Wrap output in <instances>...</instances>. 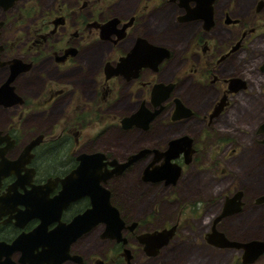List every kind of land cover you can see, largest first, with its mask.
Returning <instances> with one entry per match:
<instances>
[{"label":"flooded vegetation","instance_id":"obj_1","mask_svg":"<svg viewBox=\"0 0 264 264\" xmlns=\"http://www.w3.org/2000/svg\"><path fill=\"white\" fill-rule=\"evenodd\" d=\"M260 37L264 0H0V264H158L186 252L187 229L204 212V198L183 196L189 170L237 158L251 131L264 158ZM129 133L135 150L120 158ZM181 138L170 158L180 174L174 164L155 180L146 170L159 169ZM87 153H101L99 187L93 181L88 193L74 187L94 174L89 162L76 172ZM139 165L137 184L154 188L168 213L154 205L130 215L119 184ZM240 190L241 210L224 218L243 213L244 188L211 198ZM109 204L121 221L67 229L94 205L95 216H112ZM211 228L205 244L239 250L243 263L242 249L206 241ZM164 229L173 235L155 248Z\"/></svg>","mask_w":264,"mask_h":264},{"label":"rangeland","instance_id":"obj_2","mask_svg":"<svg viewBox=\"0 0 264 264\" xmlns=\"http://www.w3.org/2000/svg\"><path fill=\"white\" fill-rule=\"evenodd\" d=\"M168 37L174 38L175 35L170 36L168 34L166 38ZM257 40L258 49H264V39L260 37ZM191 126L188 127V130ZM249 127L252 128V124ZM173 131L175 132V129H172ZM116 132L111 133L113 135L102 137L103 140L100 145L109 143L110 138H113ZM160 132L164 136V130H160ZM196 132L197 129H191V135H195ZM250 133L252 136L247 141L248 145L242 148V152L237 158H231L226 163H222L218 169L207 170L206 173H198L195 168L189 170L187 180L190 183H188L186 190H183V196L204 198L202 204H198L200 209H203L204 206V212L202 218H196L195 221H192L191 227L187 229L189 243L186 246V252L163 255L157 260L158 264H243L241 258L239 260V250L215 249L207 246L201 238V234L211 228L215 216L219 214L222 207L223 199L213 203L211 198L219 199L228 189L233 187L244 188L248 196L247 206L243 213L221 220L219 228L232 240L241 242L256 239L264 240V210L263 206L256 202L257 197L264 195V158L259 154L253 142L256 137L255 132L251 131ZM240 135L242 136V133ZM135 138V134L132 137L131 133L123 136L122 147L118 146L115 155L123 158L134 152ZM208 162L210 163L211 160L206 159L205 163ZM225 169L226 172H224ZM139 170H141V165L136 166L124 176L123 185L119 184L120 190H126L123 195L125 200L122 201L130 209V215L143 216L146 212L154 209V205L155 207L161 205L168 213L167 204L155 200L154 188L149 184L143 186L137 184ZM156 193H158V189H156ZM255 264H264V254L257 258Z\"/></svg>","mask_w":264,"mask_h":264},{"label":"water","instance_id":"obj_3","mask_svg":"<svg viewBox=\"0 0 264 264\" xmlns=\"http://www.w3.org/2000/svg\"><path fill=\"white\" fill-rule=\"evenodd\" d=\"M131 117L129 118H125V121H127L128 123H130L129 121H131ZM124 122V121H123ZM129 124H126V126H128ZM185 138H188V136H185ZM184 138L179 139H174L173 141H171L170 147L168 149V152L166 154V162L164 164H162V166L159 169H153V170H149L147 169L146 172L149 173L155 180H159L160 178H163L161 176V172L164 173V175H167L168 172L170 173L172 170V166L175 164L171 161V155L172 157L175 156L174 154H172L173 150L179 149V142L181 140H183ZM188 146H190V143H188ZM171 151V154H168ZM146 153L145 150L140 151L139 153H135L133 155H130L127 159L126 162H124L123 164H118L120 167H117L115 170H122L123 167H125L126 165L134 162V160L136 158H138L139 156H143ZM94 156V162L91 159V157ZM80 163L81 165L79 166V168L77 169V173H82V172H87V166L86 164L89 162L90 163V169L94 172V174H91V176L86 177V182L81 181L82 178L79 177L78 183L74 186L77 189H79L80 191L86 189V193H88V187L93 186V181H95L97 178L100 177V175L96 174L95 172L97 171V169L99 168V165L97 162H99V160L101 159V153L99 154H83L81 157ZM175 177H177L180 174V167L177 166L175 164ZM95 168V169H94ZM100 170V168L98 169ZM96 174V175H95ZM159 174V175H158ZM158 175V176H157ZM81 176V175H80ZM167 180L168 177H166ZM94 185L96 187H99V180H96ZM85 186V188H84ZM88 186V187H86ZM92 189V187H91ZM91 191V190H90ZM83 192V191H82ZM92 193V192H90ZM109 194H107V196L105 197L106 200L109 201ZM242 197H243V192L240 191H236L235 194H233L231 197H226L225 200H223V207L221 208L220 212L218 215L215 216L213 224H212V230L207 234L206 236V241L218 246V247H224V248H237V249H242L244 251V253L242 254V262L245 264H250V263H254L258 257H260L262 254H264V240L262 239H256V240H249V241H245V242H241L239 240H231L227 237V235L225 234V232L219 230L217 228V225L220 223V221L227 216L232 215L233 213H237L241 210L242 208ZM96 199H93L96 202H99L100 198L99 196H95ZM110 202V201H109ZM256 202L259 204H264V195L257 197ZM109 208L112 209L113 211V215L112 216H102L101 218L98 216H95L96 214V207L95 205L90 208L88 211H86L85 213L78 215V217H76L71 224H68L67 229H77L79 227H82V230L84 229H89L90 226H92L93 224L97 223V221H101L102 219H104L105 221H107L108 223H112V219L114 221H121L120 218V213L119 210L116 209L115 206H111L109 204ZM116 221V222H117ZM173 231L174 230H161V232L158 233L157 236H155V238H160L161 240L158 242L157 245H154L155 248H159L161 247L163 244H166L167 241L169 240V238H171V236L173 235ZM156 234V233H153Z\"/></svg>","mask_w":264,"mask_h":264}]
</instances>
